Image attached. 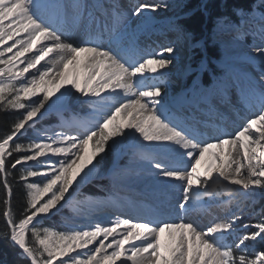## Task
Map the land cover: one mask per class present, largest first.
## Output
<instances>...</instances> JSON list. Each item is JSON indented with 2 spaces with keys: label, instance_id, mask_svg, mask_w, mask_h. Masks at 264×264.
Returning <instances> with one entry per match:
<instances>
[{
  "label": "snow or ice",
  "instance_id": "1",
  "mask_svg": "<svg viewBox=\"0 0 264 264\" xmlns=\"http://www.w3.org/2000/svg\"><path fill=\"white\" fill-rule=\"evenodd\" d=\"M162 7L168 5L139 0L131 16ZM234 12L240 17L237 37L246 35L241 32L243 9ZM259 19V43L252 45L249 59L258 58L260 79L240 89L237 102L246 115L228 131L220 109H209L213 120L183 114L182 105L169 107L164 70L173 63L174 45L158 51L136 47L126 39L128 17L115 3L94 14L81 0H0V110L20 111L0 134V238L21 250L29 264H264V208L256 212L254 207L257 190L264 195V13ZM217 20L230 23L225 16ZM78 32L83 35L75 36ZM186 71L196 70L189 66ZM57 78L60 83L50 92L47 85ZM65 84L70 88L61 91ZM193 90H198L195 82ZM227 92L225 84L221 97ZM76 93L90 98L88 117L61 125L67 130H41L21 142L46 105L70 102ZM211 95L204 96L206 103ZM225 107L235 105L227 101ZM141 141L147 142L149 154L143 158L153 178L168 181L165 187L179 194L175 206L157 207L140 220L117 217L88 229L43 226L54 210L69 203L70 190L89 180L108 151ZM36 177L43 179L30 180ZM13 181L25 189L22 211L13 206ZM225 192L228 203L236 202L235 210L207 224L190 218L207 210L205 198ZM242 197L251 204L244 205ZM249 208L256 221L238 226Z\"/></svg>",
  "mask_w": 264,
  "mask_h": 264
},
{
  "label": "bare ground",
  "instance_id": "2",
  "mask_svg": "<svg viewBox=\"0 0 264 264\" xmlns=\"http://www.w3.org/2000/svg\"><path fill=\"white\" fill-rule=\"evenodd\" d=\"M63 2L71 3L72 0H63ZM138 2L139 0H81V3L88 5V10L94 14L105 11L106 5L113 3L118 5L120 10L128 17L129 29L126 39L132 41L140 49L158 51L162 45H174L176 51L172 54L173 63L164 70L167 72L165 90L167 92L166 100L169 101V107L177 108L182 105L183 114H187L190 117L195 115L197 118L200 116L207 118L208 115H211L213 120H215V113L214 111L210 113L209 109L224 107L220 110L226 113L225 120L229 122L227 130L234 131L238 125L243 123V118L246 115L243 106L237 102L240 89L247 88L253 78L256 80L260 79L258 58L257 60H251L249 56L254 55L252 53V45L259 43V36L255 35V32L261 23L259 18L262 13L255 11V9L250 13H241L245 21L241 32L246 31L247 34H241L239 37L236 35L235 23H239L240 17L235 16L233 18L236 19L231 20L230 18L232 17H228L230 23L225 24L223 21H220L215 26V36L220 39L224 38L218 43L224 48L223 58L228 65V73L225 76L219 70L218 72H211V79L208 82L201 79L200 74L199 83L195 84L198 86V90L194 91L193 85L187 91L186 82L182 84V81L189 74L186 69L192 64L188 61L189 55L186 53L184 41L179 34L176 21L173 19L176 12V3L170 0H156V2L167 4L168 7H162L155 12H146L143 17L135 18L131 16V11L132 6ZM95 5H99V8L94 7ZM74 35L82 36L83 33L78 32L74 33ZM241 38L246 41L245 44L247 43V46L242 44L243 41L241 43ZM11 43L12 41H9L8 45L5 46H10ZM15 50L13 51L15 52ZM8 55H11V53ZM31 55L32 53L28 54L29 57ZM41 63L44 62L42 61ZM81 71L83 70L81 69ZM59 83L58 78L55 83H49L47 85L49 91H54ZM177 83H179V86L176 88L175 84ZM225 84L228 85V92L227 96L222 98L220 89ZM66 88H70V85L65 84L60 90L64 91ZM209 93L212 94L211 100L210 103H206L204 96ZM59 94V92H56L55 96ZM39 95L42 94H38V97ZM55 96L52 99H55ZM36 98L33 97L32 99ZM177 101H179V104L176 103ZM227 101H231L235 105V108H226ZM89 102V97L76 93L70 98V102L56 104L51 108H48L46 105L45 113H56L58 119L52 121L48 117L46 119L40 116L39 122L35 127L48 130V134H51L52 131L67 130L66 127L62 129L61 125L73 123L74 118L88 117L91 114L92 109L89 106ZM252 102L255 103L254 98ZM146 145L147 142L143 141L138 143L126 142L122 148L115 149L113 160L106 168L98 166L88 181L75 188L79 189L85 183L87 184L96 180L104 183L106 190L90 188L91 193H84L83 191L86 190L87 186L80 188L74 194L70 190L69 203L60 211L54 210V214L45 219H54L56 222L64 220V225L44 220L45 224L59 231L73 227L88 229L94 226L95 214L102 212L99 210L105 212L115 211L125 217H132L135 221L153 215L154 209L157 207L163 206L166 209L169 203L175 206L179 194L165 187L169 183L168 181L158 182L153 178L148 162L143 158L149 154V149ZM90 151L91 148L89 146V153ZM205 160H207V157ZM28 163L31 164L32 162ZM199 167L201 172H203V161ZM102 171H105L104 175H101ZM42 179V177L30 178L31 181L37 182ZM241 200L246 205L248 199L242 197ZM228 201L229 196L226 192L216 199L205 198L204 207L207 210L194 212L190 214V218L199 220L203 224H207L216 218H224L225 213L230 210L228 207H231L232 204L236 206L235 201L231 203H228ZM172 215L174 216L175 213H172ZM107 224L102 223V225ZM89 247L92 246L90 245ZM257 247L259 246L257 245ZM77 251L80 250L78 249Z\"/></svg>",
  "mask_w": 264,
  "mask_h": 264
},
{
  "label": "trees",
  "instance_id": "3",
  "mask_svg": "<svg viewBox=\"0 0 264 264\" xmlns=\"http://www.w3.org/2000/svg\"><path fill=\"white\" fill-rule=\"evenodd\" d=\"M257 1L260 0H187L183 5L182 14L177 20L181 27L189 31L195 40L205 39L203 49L206 56H202V52L199 51V57H204L211 61L220 57L219 47L211 43L205 36L212 28L214 21L220 16L235 17V9H250ZM260 6L264 9V4L261 2ZM211 72H218V70L210 67L209 71L203 72L200 78L206 82L210 81ZM17 117L18 115L11 110H0V134L6 132ZM89 185H87L86 190L90 191V188L95 189V186ZM13 189V206L22 211L25 204V189L23 184L13 181ZM3 196V189L0 188V199ZM259 208H264V197L261 200ZM2 226V221H0V227ZM0 264H29V261L21 257L18 248L12 247L7 240L0 238Z\"/></svg>",
  "mask_w": 264,
  "mask_h": 264
},
{
  "label": "rangeland",
  "instance_id": "4",
  "mask_svg": "<svg viewBox=\"0 0 264 264\" xmlns=\"http://www.w3.org/2000/svg\"><path fill=\"white\" fill-rule=\"evenodd\" d=\"M170 1H173V2L176 3L175 4L176 5V12H175V14L173 16V19L176 21L180 17V15L182 14L183 5L185 4V2L187 0H170ZM260 2H261V0L260 1H257L255 3V6H254L253 10L250 11V12H253L254 9H255V11H258L259 10L258 9V6H259V3ZM256 9H258V10H256ZM244 12L245 11H243L242 13L243 14L250 13V12H245V13ZM261 13H264V11L261 10ZM219 22L220 21H218L216 23V25ZM214 28L215 27L213 26V29H211L205 36H206V38H208L210 40L211 43L216 44L219 47L221 56H220L219 59H214V60H211V61H209L208 59H206L204 57H199V51L202 52V56H206V53L204 52V49H203L205 39L204 38H201V39H199V40H197L195 42H192L193 50H192V53L189 55V60L188 61H190V64H192L190 67L192 69H195L196 71L189 72V74L186 77H184L185 80L182 81V84H183V82H186L187 91H189L191 89V87L194 85V82H195V84H198L199 83V76H200V74H202L203 72H205L207 70L209 71V68L212 67V65L217 70H219L222 75L224 74L226 76L227 73H228L229 68H227L228 65L225 62L224 58H223V55H224L223 54V49L224 48L221 47L220 45H218L217 42H216L217 40L220 42L224 38H221V39L220 38H217L215 36V34H214L215 33L214 32L215 31ZM181 37H184V36L182 35ZM240 41H241V43L243 41L242 44H244V45L247 46V43L245 44V41L242 40V38H241ZM184 47H185V45H184ZM213 71H216V70H213ZM178 84L179 83L175 84L176 88L179 86ZM165 85H166V83H165ZM37 98H39V97H37ZM29 103H30V101H29ZM45 110H46V108L41 110L44 113V115L42 117H45L46 119L48 117L49 120H52V121L58 119L57 118L58 116L56 115V113H45L46 112ZM11 111L13 113L17 114L18 116L20 114V111L19 110H11ZM39 118L36 120V124L35 125H37V123L39 122ZM40 124H41V122H40ZM34 137H36V130L30 129L29 132L26 134V136L23 137V138H21V142L26 144V143H28V140L29 139L34 138ZM102 155H104V154H102ZM113 157H114V150L108 151V153L104 157V159L100 160V163H99L98 166H101L103 168H106L112 162ZM104 173H105V171H102L101 175L102 174L104 175ZM90 183L92 184V186H95L94 187L95 189L99 188L101 190H104L106 188V185L104 183H100L99 181H96V180L93 181V182H90ZM90 183H87V184L85 183L80 188H82L84 186L86 187ZM80 188L79 189H75V191H72V194H74L76 191L80 190ZM257 192H258V195L255 198L256 199V203H255L254 207H255L256 212H259L260 211L259 205L261 204V200L264 197V195L259 194V190H257ZM250 204H251V201L248 199L247 202H246V205H250ZM229 208H230V210H235L236 209V206L234 204H232L231 207H228V209ZM256 219H257L256 215L254 213H252L251 209L249 208L248 211H245L244 212V214L242 215L241 219L237 222V224L240 226V225H243L245 223H254L256 221ZM45 221H49L50 223H55L56 222V220H54V219H49V220H45ZM45 221L42 222L44 224L43 226L44 227H49L48 224H45ZM56 223H59L60 225H64L65 221L64 220H59V222H56ZM243 231H244L243 228H241V232H243Z\"/></svg>",
  "mask_w": 264,
  "mask_h": 264
}]
</instances>
